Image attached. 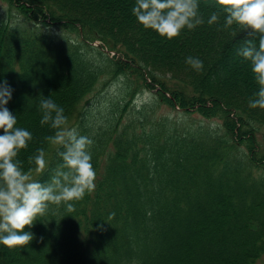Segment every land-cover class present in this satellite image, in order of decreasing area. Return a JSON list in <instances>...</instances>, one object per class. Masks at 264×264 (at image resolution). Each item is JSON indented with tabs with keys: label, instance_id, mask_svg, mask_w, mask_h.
Returning a JSON list of instances; mask_svg holds the SVG:
<instances>
[{
	"label": "trees",
	"instance_id": "16d2710c",
	"mask_svg": "<svg viewBox=\"0 0 264 264\" xmlns=\"http://www.w3.org/2000/svg\"><path fill=\"white\" fill-rule=\"evenodd\" d=\"M1 1L0 83L14 89L7 107L21 113L17 126L33 135L18 159L34 167L28 157L43 148L53 167L61 162L45 139L54 130L40 124L39 98L51 96L93 138L99 188L72 212L50 206L25 229L29 245H0V264H264V109L248 106L259 85L237 54L242 26L224 28L216 0H200V11L205 21L221 12L217 24L171 40L137 21L135 0ZM36 23L52 31L36 32ZM188 56L203 61L201 72ZM109 82L118 93L91 102ZM155 86L157 105L219 120V129L157 118L154 105L131 109V98ZM210 214L219 225L209 234Z\"/></svg>",
	"mask_w": 264,
	"mask_h": 264
},
{
	"label": "clouds",
	"instance_id": "9594fccd",
	"mask_svg": "<svg viewBox=\"0 0 264 264\" xmlns=\"http://www.w3.org/2000/svg\"><path fill=\"white\" fill-rule=\"evenodd\" d=\"M216 3L224 14L223 27L239 25L247 34L237 54L250 64L259 85L248 106L264 109V0H216ZM131 11L145 29L154 30L168 40L205 22L217 24L221 15L213 11L205 21L200 0H135ZM185 63L197 72L204 68L198 57L188 56ZM13 91L7 80L0 83V245L8 249L31 243L34 234L25 229L33 227L50 206L63 205L72 212L73 202L96 189L91 151L94 140L81 134L77 127L69 126L63 107L51 96L39 98L40 124L54 130V134L45 139L57 146L56 154L61 162L51 169L49 180L42 182L35 178L49 169L47 153L39 148L28 157V163L34 167L25 170L18 156L28 147L33 135L17 126V116L7 107ZM114 216L113 212L111 217Z\"/></svg>",
	"mask_w": 264,
	"mask_h": 264
},
{
	"label": "rangeland",
	"instance_id": "374dc122",
	"mask_svg": "<svg viewBox=\"0 0 264 264\" xmlns=\"http://www.w3.org/2000/svg\"><path fill=\"white\" fill-rule=\"evenodd\" d=\"M0 5L2 6V8H4L5 7V3H3L1 0H0ZM18 18H15V20H17ZM113 54V53H112ZM114 55V54H113ZM244 61V60H243ZM244 62H246V61H244ZM64 80H62L61 81V83L60 84H62V86H61V91H63V89L64 88H66V87H68L69 86V82H64ZM65 85V86H64ZM60 91V92H61ZM111 92H114L113 93V95L114 94H117L118 93V82H114L113 84L112 83H108L107 85H106V88H103V89H100L99 91H98V93H97V95L94 97L95 99H99L100 98V95L102 94V95H104V94H111ZM132 100L134 99V98H131ZM150 100H151V98H150V94H148V93H144L143 95H139L138 97H137V99H136V101H134V110H136V109H139V108H141L144 104H146V103H149L150 102ZM59 103V102H58ZM11 108L13 109V111H14V109H16V106H11ZM15 112V115L17 116V118H20L22 115H21V113L20 112H16V111H14ZM167 112H172V110H170L168 107H166V106H163L162 108H160V110L159 111H157V113H156V115H157V117L159 116V115H162V114H164V113H167ZM194 116H190V118L192 119L191 120V122H200L201 121V119L197 116V115H195V114H193ZM71 124L72 123H69V126H71ZM74 126V125H73ZM215 127V125L213 124V126H211V128H214ZM264 132V130H262L261 131V133H263ZM262 144L264 145V137L262 138ZM258 151L259 152H262V149L260 148V146L258 147ZM98 189V184H96V189H95V191ZM95 191H94V193H95ZM105 194V193H104ZM200 219H203V217L201 216V217H199ZM208 219L209 220H212L213 219V216L210 214L209 216H208ZM218 225H219V223H218V221L217 220H212L211 221V223L210 224H208V226H207V233H212L213 232V229H215V228H217L218 227ZM195 235V234H194Z\"/></svg>",
	"mask_w": 264,
	"mask_h": 264
}]
</instances>
